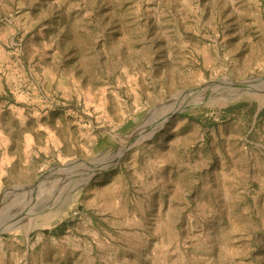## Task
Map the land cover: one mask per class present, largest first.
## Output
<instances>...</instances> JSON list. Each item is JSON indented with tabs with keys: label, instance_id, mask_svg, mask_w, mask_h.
Masks as SVG:
<instances>
[{
	"label": "rangeland",
	"instance_id": "rangeland-1",
	"mask_svg": "<svg viewBox=\"0 0 264 264\" xmlns=\"http://www.w3.org/2000/svg\"><path fill=\"white\" fill-rule=\"evenodd\" d=\"M258 78L264 0H0V264H264Z\"/></svg>",
	"mask_w": 264,
	"mask_h": 264
},
{
	"label": "water",
	"instance_id": "water-1",
	"mask_svg": "<svg viewBox=\"0 0 264 264\" xmlns=\"http://www.w3.org/2000/svg\"><path fill=\"white\" fill-rule=\"evenodd\" d=\"M258 81L260 83H264V78H258ZM250 82V81H249ZM215 84H220V85H231L235 88H238L240 90H245V91H250V92H259V90L255 89V88H250V87H247L246 86V83H243V82H230V81H226V80H215V81H212V82H209L205 85H202V86H198V87H195V88H192V89H188L184 92H182L179 96L182 97L184 95H189V96H193V95H196V94H200V91L202 90L203 87L207 86V88H209L210 86L212 85H215ZM166 104H170V101L166 102ZM188 106H183V107H180V108H176V109H173L171 112H168L167 115H164L162 116V118L160 120H158L157 122H154L152 123L151 125L149 126H146L144 130H154L156 131L157 130V126H161L162 124H164L165 122H167V120L169 118H171L172 116H174L176 113L178 112H181L183 111L184 109H186ZM141 133V132H140ZM139 132L135 131L129 138V141L128 143H130L131 141L135 140L139 134ZM129 144L126 145L125 148H123V150H121V156L122 154L124 153V151L127 149ZM86 164V166L88 167H91L93 169V173H89L90 174H94V173H98V172H101L107 168H111L112 166H114L113 164L112 165H109V167H106L104 166V163L103 162H98V163H92V162H84ZM103 164V165H102ZM95 170V172H94Z\"/></svg>",
	"mask_w": 264,
	"mask_h": 264
},
{
	"label": "trees",
	"instance_id": "trees-1",
	"mask_svg": "<svg viewBox=\"0 0 264 264\" xmlns=\"http://www.w3.org/2000/svg\"><path fill=\"white\" fill-rule=\"evenodd\" d=\"M243 105H245V103H238V104H235L233 107H240ZM262 114H264V110H261L259 112V116H261ZM96 145L97 147L102 146V140L101 139L98 140ZM67 225H68V221H62L60 224L54 226L53 228L45 230L44 233H47L50 235H61L65 232Z\"/></svg>",
	"mask_w": 264,
	"mask_h": 264
},
{
	"label": "bare ground",
	"instance_id": "bare-ground-1",
	"mask_svg": "<svg viewBox=\"0 0 264 264\" xmlns=\"http://www.w3.org/2000/svg\"><path fill=\"white\" fill-rule=\"evenodd\" d=\"M198 98V97H197ZM183 99V98H182ZM173 109H176V108H170V110L168 111V112H171ZM168 112L167 113H165V114H168ZM158 127V126H157ZM154 131V130H153ZM152 131V132H153ZM152 132H150V133H148V135L147 136H149V135H151L152 134ZM105 160V159H104ZM111 160H113V159H111ZM91 171H93V170H91ZM91 173V172H90ZM87 175V174H86Z\"/></svg>",
	"mask_w": 264,
	"mask_h": 264
}]
</instances>
